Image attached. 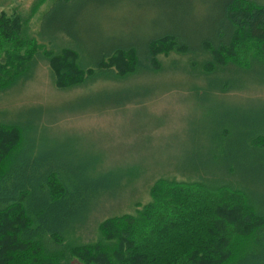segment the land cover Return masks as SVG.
<instances>
[{
	"label": "trees",
	"instance_id": "1",
	"mask_svg": "<svg viewBox=\"0 0 264 264\" xmlns=\"http://www.w3.org/2000/svg\"><path fill=\"white\" fill-rule=\"evenodd\" d=\"M44 1L33 0L27 16L0 9V92L27 74L37 54L60 89L155 68L159 55L171 50L190 53L188 65L219 88L245 81L249 72L264 80V0H148L170 15H190L191 4H210L218 13L199 20L211 22L208 29L196 25L187 34L170 19L171 26L142 39L95 48L69 28L78 23V9L116 7L123 0H51L42 17L66 12L59 24L65 30L48 34L42 23L36 37L28 33V19ZM28 113L36 112L20 109L14 120L0 116V264H264V166L251 170L241 153L226 169L240 179L159 177L148 201L103 218L94 239L78 241L85 214L114 181L92 169L76 172L36 150L33 126L42 116L27 120ZM243 138L244 145L264 147V129Z\"/></svg>",
	"mask_w": 264,
	"mask_h": 264
},
{
	"label": "rangeland",
	"instance_id": "2",
	"mask_svg": "<svg viewBox=\"0 0 264 264\" xmlns=\"http://www.w3.org/2000/svg\"><path fill=\"white\" fill-rule=\"evenodd\" d=\"M147 1L123 0L116 7L78 9V23L69 28L77 31L89 48H95L121 39H142L171 26L170 19L187 34L194 32L196 25L208 29L211 22L202 25L205 21L199 20L209 21L218 13L208 7L210 4H191L190 15H170L168 8ZM32 2L0 0V9L27 16ZM50 5L51 0H45L31 13L30 35L37 37L42 23L48 34L63 28L59 24L66 20V12L54 13L60 22L42 17ZM38 56L26 75L0 92V116L14 120L20 109L35 111L24 117L42 116L33 126L36 150L58 157L76 172L92 169L114 181L109 192L91 204L77 230L78 241L94 239L103 218L133 212L138 206L135 202L148 201L149 186L159 177L240 179L237 172L226 169L234 168L241 153L251 170L264 166L257 161L264 155V147L243 144L244 136L264 129V80L255 72H249L245 81L219 88L211 84L208 75L197 74L188 65L190 53L171 50L159 55L160 66L155 68L123 77H96L87 84L60 89L52 82L47 62ZM223 71L238 73L229 68ZM228 160L233 163L227 164ZM251 184L256 185L255 180ZM260 185L264 187V181Z\"/></svg>",
	"mask_w": 264,
	"mask_h": 264
}]
</instances>
